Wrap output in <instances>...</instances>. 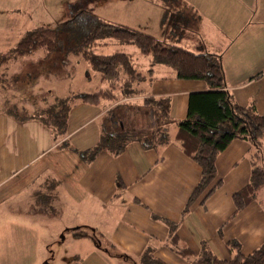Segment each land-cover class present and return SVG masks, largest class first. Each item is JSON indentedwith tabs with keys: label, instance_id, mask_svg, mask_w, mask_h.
Returning <instances> with one entry per match:
<instances>
[{
	"label": "crops",
	"instance_id": "1",
	"mask_svg": "<svg viewBox=\"0 0 264 264\" xmlns=\"http://www.w3.org/2000/svg\"><path fill=\"white\" fill-rule=\"evenodd\" d=\"M123 2L136 3L137 7L134 8H137L143 26L139 29L195 52L219 54L227 88L234 98L242 105L255 106L257 111L264 114V0H179L176 6L185 10L189 22L177 28L162 23L165 11L171 12L176 7L174 0ZM123 4L127 6V3ZM29 57L32 55L23 59L28 60ZM41 57L49 59L51 56L48 58L42 53ZM80 57L67 54L63 65H79ZM87 64L83 65L82 73L89 80L92 73ZM151 67L150 59L147 71ZM153 70L152 78L149 75L139 83L143 93L134 96L132 102L141 105L145 96L171 97L173 124L168 125L169 142L156 149L145 148L140 142L132 141L123 152L102 151L89 163L76 151L61 147V144L69 142L73 147L85 149L97 143L106 117L115 108L116 102L91 104L76 100L69 113L67 133L56 137L38 119L19 121L9 115L4 103L12 97L0 84V209L9 207L13 212L7 214L0 227L4 229L11 225L16 237L19 235L30 239H46L52 235L59 238L60 233H65L79 239L81 244L83 240H91L101 229L111 243L138 253L139 259L146 248L153 247L155 255L167 263L169 261L158 254L161 250L163 253L165 250L173 251L168 246L171 226L167 220L179 223L177 232L180 244L190 246L196 252L205 240V232L211 231L209 235H213L214 230L219 231L223 237V224L238 214L249 221L242 229L243 233L251 232L246 238L247 244L251 242V230L256 228L262 229L258 230L261 241L264 237V206L258 197L233 217V212L223 214L221 221L219 208L222 203L211 202L208 200L210 196L204 204L199 199L187 214H182L192 190L200 180L201 167L184 152L176 139L177 122L187 116L190 93L207 90L209 85L201 79H180L174 69L165 64L153 65ZM46 71L52 74L50 70ZM70 72L74 73L70 70L67 78H72ZM96 73L99 82L95 84V90H81L72 88L65 76L54 74L45 79L47 76L42 73L29 84L26 71V75L16 78L24 81L25 87L31 89L32 96L28 97L23 91L20 94L14 88V94L19 97L13 96V99L17 104L20 101L19 106L34 110L70 91L93 92L105 82ZM43 86L51 93L46 101L40 96ZM36 92L39 99L35 96ZM260 149L250 140L235 139L218 155L217 172L235 171L230 189L223 193L229 202L228 197L249 181L253 162L258 160L260 163L261 159L257 157ZM120 179L124 181L122 189L119 187ZM216 179H223L222 184H225L223 177ZM119 191L121 194L117 195ZM211 212L216 220L219 218L216 225L213 220L210 225ZM252 213L254 217L249 216ZM245 220L240 219L243 223ZM81 226L89 230L88 236L77 238L73 231ZM212 239L216 242V239ZM230 239L238 240V237L231 235L225 243ZM238 241L243 248L241 240ZM95 246L98 250L102 249L99 243ZM209 246L212 248L211 243ZM254 248L242 251L249 253ZM74 264L108 263L103 260L95 263L92 257H80Z\"/></svg>",
	"mask_w": 264,
	"mask_h": 264
},
{
	"label": "trees",
	"instance_id": "2",
	"mask_svg": "<svg viewBox=\"0 0 264 264\" xmlns=\"http://www.w3.org/2000/svg\"><path fill=\"white\" fill-rule=\"evenodd\" d=\"M173 1V0H172ZM179 0H174V6ZM74 7V6H72ZM70 17L54 26L39 25L26 30L15 46L0 50V69L8 68L12 60L42 51L48 58L60 49L67 54L81 56L92 70L97 72L106 87L93 92L70 91L56 96L45 106L30 111L19 106L11 98L4 103L5 111L19 121L38 119L51 129L56 137L67 133L69 113L76 100L99 104L102 101L116 102L115 108L106 117L100 139L94 145L78 149L63 142L87 163L92 162L102 151L119 154L132 141L140 142L145 148H158L169 142L168 125L173 121L172 101L169 96H145L141 105L132 102L142 94L139 83L151 76L153 65L165 64L176 72L180 79H201L209 89L190 93L187 116L177 122L175 137L182 149L201 167V177L192 190L182 214H187L199 199L202 204L223 183L217 178V157L235 139H247L255 145L264 138V114L253 105H242L227 88L221 56L216 53L195 52L185 46L168 43L147 32L123 23L104 20L85 5H75ZM79 8V9H78ZM188 14L179 6L165 11L162 23L170 27L187 25ZM109 44H134L139 52L151 57V68L141 70L134 53L117 49L111 53L98 52L99 47ZM55 61V59L52 57ZM57 60V58H56ZM55 64V62H54ZM27 76L33 78V74ZM17 75L8 76L6 70L0 75V84L8 91L18 87ZM11 85L12 87L10 88ZM8 97V96H7ZM10 97V96H9ZM127 98V100H124ZM122 99V100H121ZM125 102V104H121ZM120 114H119V113ZM113 117H111V115ZM264 184V166L253 162L249 181L233 193L235 208L231 217L237 215L258 195ZM124 188V181L119 180ZM119 191L117 195H120ZM40 197V196H39ZM171 226L170 249L192 264H264V240L249 253H244L237 239L226 241L234 250L231 258H221L203 240L198 252L190 246H182L177 232L179 223L167 220ZM89 230L81 226L74 229V236H88ZM140 264H169L155 255L148 247L140 256Z\"/></svg>",
	"mask_w": 264,
	"mask_h": 264
},
{
	"label": "rangeland",
	"instance_id": "3",
	"mask_svg": "<svg viewBox=\"0 0 264 264\" xmlns=\"http://www.w3.org/2000/svg\"><path fill=\"white\" fill-rule=\"evenodd\" d=\"M123 1L128 0H0V50H7L15 46L22 34L29 28L39 25L54 26L57 23L68 19L72 13V9L74 8L77 10L75 5H85L87 8L95 11L106 21L123 23L135 28L143 27L138 18L137 8H134L135 6L137 7L136 3ZM123 3H127V6H123ZM117 49L134 53L138 67L145 72L147 71L148 61L151 57L141 54L137 46L134 44H109L105 47H99L97 51L111 53ZM42 53L44 52L38 51L31 54L33 59L32 57H29L28 60H25L23 58L26 56H23L17 60H12L8 64V68L0 69V75L4 73V70H6L8 76L21 75L22 77L23 74L26 75L25 72L27 71L28 73L34 75L33 78H30L29 76L27 78V83L31 84L35 82L42 73H44L42 75L47 76L45 77V79H47L49 76H52V74L59 77H66L68 76L67 73L72 70L74 71L73 74L70 72L72 74V78L66 77L67 81H69L68 83H71L70 86L72 88L95 90L94 86L99 82L98 78L94 74L95 71L91 69L92 78L88 80L84 73H82V67L83 65H86L87 62L79 55L78 56L81 60L79 65L65 67L63 65V61H65V53L61 52L60 49L53 53L52 57L55 61L50 60L52 57L44 59V57H41ZM71 63H73V61H71ZM11 70L15 73L13 74ZM46 70H50L52 74L50 75L47 73L49 71ZM96 74L99 75L98 73ZM23 82L24 81L21 79L17 81V84L21 89L18 90V92L21 94V91H23L25 95L31 97V89L25 87L26 85L25 83L23 84ZM9 86L10 88L12 87L11 85ZM106 86L107 84L104 82V84L97 88L99 89ZM63 88H65L64 85ZM50 94L51 93L48 89L43 86L40 94L42 100H48ZM7 95L11 96L12 101H14L12 90L8 89ZM35 96L36 98L39 96L37 92ZM17 97L19 96H16V98ZM18 104L21 105L20 101ZM121 104H125V102H122ZM38 108L40 109L41 107L39 106ZM258 147L261 149L259 150L257 157L258 159H261L260 164L264 166V138L261 140V144H258L257 148ZM234 175L235 171L230 173L229 171L226 172V170H219L217 172V178L223 177L224 180H226L225 184L219 186V190L217 189V192L214 191L213 194L210 195V198H208V200L215 202V204L217 203L219 205V202L222 203L219 208L220 221L222 220L221 218L223 214L233 212L235 208L233 193L231 197H228V199L230 198V202L226 200V197L223 195L225 191L230 189V181ZM241 186L242 185H240V187ZM257 197L264 206V184L259 188ZM9 213H13L9 207H3L0 209V223L7 218V214ZM249 216L254 217V213ZM242 217V214H238L236 218L233 220L230 219L229 222L227 221V223L223 224V230L225 232L223 237H221L222 235H220L219 231L216 232L215 230L213 235H209L211 231L204 233L206 242L208 241L209 244L211 243L212 249L214 248L213 250L219 257L231 258L234 255L235 251L225 243V240L231 235H236L238 240H241L243 243V248L241 249H243V251L249 250L250 248L252 249L258 246L259 242L260 244L263 242L264 237L260 241L261 233L258 231L262 229L256 228L251 230L253 231L251 242L249 245L247 244L249 242L246 241V238L251 232L249 231L248 233H243L242 229L244 224L246 225L249 221ZM209 218L210 225L212 220L215 225L219 223V218L216 220V217L214 218L212 212ZM240 219L245 220V223L241 222ZM255 226L258 227L256 223ZM96 232L97 233L94 234V237L92 236L91 240H83V244H81L78 241L79 239H74L73 237L71 238V236L65 233H60L59 238L52 235L50 238L47 236L46 239H30L19 237V235L16 237V232L13 230L11 225H8L4 229L0 227V264H74L75 260L80 257H83L84 259L92 257L93 262L95 263H101L103 260L108 264H140L138 253L135 254L134 252H130L128 249L121 248L115 243H111L110 239L102 233L101 229H98ZM63 236H69L70 239H65ZM212 238L216 239V242ZM97 243L102 246V249H97L95 246ZM165 251L166 252L163 253V250H161V253L158 254L162 255L169 261L170 264H192L189 259L180 257L174 251ZM76 255L77 257H75Z\"/></svg>",
	"mask_w": 264,
	"mask_h": 264
}]
</instances>
